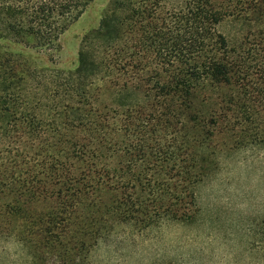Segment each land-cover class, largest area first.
<instances>
[{
  "label": "trees",
  "instance_id": "16d2710c",
  "mask_svg": "<svg viewBox=\"0 0 264 264\" xmlns=\"http://www.w3.org/2000/svg\"><path fill=\"white\" fill-rule=\"evenodd\" d=\"M93 1L0 0V39L54 49ZM218 134L264 143V0H110L69 71L0 49V242L89 264L119 226L191 222Z\"/></svg>",
  "mask_w": 264,
  "mask_h": 264
},
{
  "label": "rangeland",
  "instance_id": "374dc122",
  "mask_svg": "<svg viewBox=\"0 0 264 264\" xmlns=\"http://www.w3.org/2000/svg\"><path fill=\"white\" fill-rule=\"evenodd\" d=\"M109 1L91 2L54 49L10 39H0V49L38 69L73 70L81 38L98 26ZM252 28V33L257 31ZM218 30L231 44H239L247 26L225 20ZM211 142L214 162L196 189L198 213L193 220L164 223L142 233L119 226L97 244L89 264H264L255 234L264 217V143L240 147L221 134ZM0 264L61 263L55 258L43 263L32 259L11 239L0 242Z\"/></svg>",
  "mask_w": 264,
  "mask_h": 264
}]
</instances>
